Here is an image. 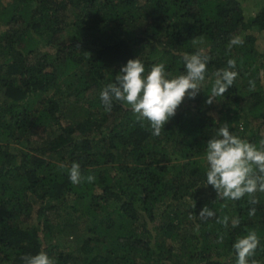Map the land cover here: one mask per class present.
Instances as JSON below:
<instances>
[{
	"label": "trees",
	"instance_id": "obj_1",
	"mask_svg": "<svg viewBox=\"0 0 264 264\" xmlns=\"http://www.w3.org/2000/svg\"><path fill=\"white\" fill-rule=\"evenodd\" d=\"M233 36L244 43L229 50ZM201 49L208 83L185 97L159 136L129 106L114 100L105 111L100 93L129 59L139 58L145 75L163 63L172 78L184 73V54ZM229 59L238 76L209 105ZM224 123L264 147V6L247 14L238 0L1 3L0 264H24L40 251L54 264H236L233 244L250 230L260 239L250 260L264 264V193L250 204L207 185L206 144ZM73 163L79 184L68 176ZM68 204L88 224L76 238L79 256L55 238ZM204 206L228 225L199 218Z\"/></svg>",
	"mask_w": 264,
	"mask_h": 264
},
{
	"label": "clouds",
	"instance_id": "obj_2",
	"mask_svg": "<svg viewBox=\"0 0 264 264\" xmlns=\"http://www.w3.org/2000/svg\"><path fill=\"white\" fill-rule=\"evenodd\" d=\"M240 36H233L228 44L231 50L234 46L243 45ZM209 56L201 49L194 54H184L185 71L183 74L169 78L163 63L155 64L145 75V65L139 59H129L115 76L113 83H109L101 91V100L105 111H111L113 101L129 106L138 121L147 120L151 126L152 134L159 136L161 130L176 115L177 108L185 97L194 99L205 80ZM228 68L218 70L216 79L208 96L207 104H212L216 97L224 93L233 85L238 72L233 71L236 61L229 59ZM250 90H255V82L249 81ZM264 146V140H261ZM205 160L207 162V185H211L217 197L226 200H240L245 196L250 197L249 203L256 204L257 192L264 193V147L241 139L229 130L227 123L219 127L216 135L207 141ZM68 176L73 184L81 183L80 165L73 163L68 170ZM88 182H93L95 177L89 175ZM195 206V205H194ZM256 209L250 208L249 217L255 215ZM192 215L190 218H195ZM216 217L215 212L208 206L200 211L199 218L208 219ZM216 222L228 225L229 217H216ZM239 219L232 220L233 227L239 225ZM199 226H196L198 231ZM222 237L219 242H222ZM260 244V239L255 230H250L247 235L238 238L233 244L236 264H258L251 259ZM24 264H54L46 252L40 251L36 255L22 257Z\"/></svg>",
	"mask_w": 264,
	"mask_h": 264
},
{
	"label": "rangeland",
	"instance_id": "obj_3",
	"mask_svg": "<svg viewBox=\"0 0 264 264\" xmlns=\"http://www.w3.org/2000/svg\"><path fill=\"white\" fill-rule=\"evenodd\" d=\"M9 0H0L1 3H6ZM240 2L241 8L247 14L256 13L261 7L264 6V0H238ZM261 42V41H260ZM259 42V43H260ZM203 46L204 43L198 41L195 42L194 46ZM260 45V44H259ZM208 81H203L201 86L207 85ZM212 105V104H211ZM212 106H215L212 105ZM75 118V116L70 113L67 118L68 121H71ZM21 151L19 147H15V151ZM65 209L60 212L61 218L55 220V224L58 225L57 230L58 233L56 235V240L59 241L61 248L71 252L74 256H79V247L76 244V238L81 236V232L88 225L86 220L78 217V215L74 214L73 211L70 210L69 204L64 205ZM63 207V208H64ZM38 208V204L35 205L34 211L26 224L27 227H35L37 224L36 221V211ZM62 208V209H63Z\"/></svg>",
	"mask_w": 264,
	"mask_h": 264
}]
</instances>
